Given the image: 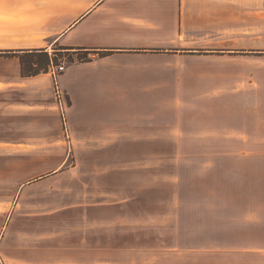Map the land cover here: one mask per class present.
<instances>
[{"label":"crops","instance_id":"crops-1","mask_svg":"<svg viewBox=\"0 0 264 264\" xmlns=\"http://www.w3.org/2000/svg\"><path fill=\"white\" fill-rule=\"evenodd\" d=\"M59 53L87 54L57 77L71 145L51 72ZM32 54L35 61L50 56L47 72L25 73L22 58ZM195 104L211 116L204 135L197 128L194 136L222 140L228 135L215 123L230 118L214 115L237 106V148L211 144L203 152L237 153L257 183L264 170V0H0V155H21L12 178L0 164V186L8 180L17 187L12 218L0 229L3 255L13 264H138L135 257L152 248L133 238L119 246V204L134 235V219L148 218L150 172L159 175L160 163L164 171L167 154L196 152L177 145L189 128L185 116L193 115L183 106ZM23 170L41 172L17 181ZM62 194L70 203L53 211L47 232L27 234L23 222ZM6 203L0 198L1 212ZM48 213L37 218L48 223ZM157 250L177 264V247ZM236 251L264 263V245Z\"/></svg>","mask_w":264,"mask_h":264},{"label":"rangeland","instance_id":"rangeland-1","mask_svg":"<svg viewBox=\"0 0 264 264\" xmlns=\"http://www.w3.org/2000/svg\"><path fill=\"white\" fill-rule=\"evenodd\" d=\"M86 57L87 54L59 53L53 57V62L55 65L63 64L68 67L72 62ZM37 61L45 65V56H39ZM236 92L229 91L230 99L236 98ZM200 93L201 91L197 95L199 104L205 101V95ZM193 98L195 97H191L192 101ZM184 99L187 100L186 95ZM199 104L183 106L187 111H192L187 114L193 115L185 116L186 126L189 128L183 131V137L177 138V145L196 152L167 154L164 171L160 163L159 175L156 173L152 175L150 172L149 206L148 208L144 206L143 209L148 213V218H144L143 224L141 219H134V235L126 232L129 231L125 218L126 210L119 204L117 211L121 217L118 228L119 246L133 238V241H148L152 248L149 255L135 257L138 264L167 262L161 259L164 257L162 256L164 251L157 250L158 247H177V264H253L252 254L238 252L236 249L264 245V170L257 171L259 181L255 183V171L246 169L248 165L245 162L240 163L237 153L203 152L205 147L211 144L237 148L238 108L231 106L230 113L214 115L230 118L227 122L215 123V127L219 126L220 129L224 126L227 138L206 139L204 136H194L197 128L198 134L204 135L206 116H211L206 115V105ZM65 141L68 145L70 141L71 145L72 139L65 138ZM19 156L21 157L14 154L0 155V164L4 165L1 171L7 179L13 177V168L16 161H19ZM70 156L73 161L74 155L71 153ZM36 172L41 171L23 170L17 181ZM15 188L17 187L10 185L8 180L5 185L0 186V198H5L7 202L5 212L0 211V229L5 221L12 218L15 201L10 197ZM45 190L47 187L41 189ZM58 197H62V200L41 202V210L32 215L34 220L23 222L22 229L28 232L27 234L47 232L46 224L52 223L53 211L70 203L64 200L65 194ZM68 197H71V194ZM46 212H49L48 223L45 218H37L40 214L45 216ZM134 213L136 217V214L141 213V208L135 209ZM138 227H142L144 235H136ZM165 255L168 257L167 253ZM169 257L173 258V255ZM125 260V255L119 251V261ZM0 264H13L3 255L1 249Z\"/></svg>","mask_w":264,"mask_h":264},{"label":"built area","instance_id":"built-area-1","mask_svg":"<svg viewBox=\"0 0 264 264\" xmlns=\"http://www.w3.org/2000/svg\"><path fill=\"white\" fill-rule=\"evenodd\" d=\"M66 67L65 65H55L52 64L51 66V72L53 73V76L55 77V84H56V97H57V102L58 106L60 108V112L63 116V124L66 132L67 139H69V132H68V125H67V120H66V109H67V100L65 99V96L61 89L59 88L58 82H57V77L58 75L62 74L65 72Z\"/></svg>","mask_w":264,"mask_h":264},{"label":"trees","instance_id":"trees-1","mask_svg":"<svg viewBox=\"0 0 264 264\" xmlns=\"http://www.w3.org/2000/svg\"><path fill=\"white\" fill-rule=\"evenodd\" d=\"M45 56V65L43 64V62L41 61H35V55H31L27 58V60L24 59V57L22 58V64L25 67V73L28 75H38L41 72H47L48 70V66L51 63V59L49 55H44ZM34 66H37V68H35Z\"/></svg>","mask_w":264,"mask_h":264}]
</instances>
